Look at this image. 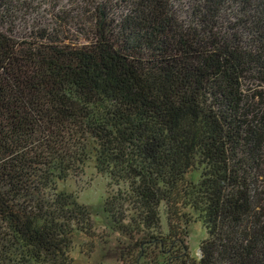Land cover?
Returning a JSON list of instances; mask_svg holds the SVG:
<instances>
[{"label":"trees","instance_id":"16d2710c","mask_svg":"<svg viewBox=\"0 0 264 264\" xmlns=\"http://www.w3.org/2000/svg\"><path fill=\"white\" fill-rule=\"evenodd\" d=\"M34 1L0 0V264L89 262L56 184L91 154L115 264H264V0Z\"/></svg>","mask_w":264,"mask_h":264},{"label":"rangeland","instance_id":"374dc122","mask_svg":"<svg viewBox=\"0 0 264 264\" xmlns=\"http://www.w3.org/2000/svg\"><path fill=\"white\" fill-rule=\"evenodd\" d=\"M38 2L39 0H35L32 2V5H40ZM53 3V0H46V6H43V8L50 9V5L52 6ZM63 3H65V1L60 2L59 8L64 5ZM41 11L40 9V11H37L38 13H33L30 20L41 16ZM70 31L75 34L77 31L76 27L70 26ZM80 42L84 41L80 39L79 43ZM90 157L85 163L84 172L82 174L78 177H70L62 181L57 180L56 190L58 193L70 195L78 205L86 209L90 217L91 229L95 234V238L93 239L95 247L89 262L84 260V255L80 254V246L88 242L89 239L78 232H74L72 236V256L82 264H98L100 260H103L102 264H115L114 258H111L110 255L113 257L117 256L118 250L116 249L122 247L119 242V240L122 241V238L111 230V225L104 213V208L106 207L105 201L114 196L116 188L108 186V179L97 173L93 155L91 154ZM198 177L199 171L189 176L194 182L198 180ZM163 210L164 207L161 205L160 213L162 216V223L165 226ZM190 219L191 222L187 226L188 237L186 241L191 256L195 260H198L199 248L206 239L207 233L197 213L191 212ZM104 256L107 259H102Z\"/></svg>","mask_w":264,"mask_h":264},{"label":"clouds","instance_id":"9594fccd","mask_svg":"<svg viewBox=\"0 0 264 264\" xmlns=\"http://www.w3.org/2000/svg\"><path fill=\"white\" fill-rule=\"evenodd\" d=\"M201 256V253H200V248H199V257Z\"/></svg>","mask_w":264,"mask_h":264},{"label":"water","instance_id":"95a60500","mask_svg":"<svg viewBox=\"0 0 264 264\" xmlns=\"http://www.w3.org/2000/svg\"><path fill=\"white\" fill-rule=\"evenodd\" d=\"M201 253V252H200Z\"/></svg>","mask_w":264,"mask_h":264}]
</instances>
